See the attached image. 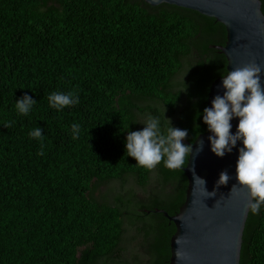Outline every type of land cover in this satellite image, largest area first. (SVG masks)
<instances>
[{"label":"trees","instance_id":"trees-1","mask_svg":"<svg viewBox=\"0 0 264 264\" xmlns=\"http://www.w3.org/2000/svg\"><path fill=\"white\" fill-rule=\"evenodd\" d=\"M226 39L215 18L167 3L0 0V264H171L176 226L156 210L179 211L187 176L138 166L125 138L149 115L191 142L206 133ZM69 91L78 104L49 107ZM25 93L36 104L23 116ZM241 264H264V206L249 212Z\"/></svg>","mask_w":264,"mask_h":264},{"label":"water","instance_id":"water-1","mask_svg":"<svg viewBox=\"0 0 264 264\" xmlns=\"http://www.w3.org/2000/svg\"><path fill=\"white\" fill-rule=\"evenodd\" d=\"M152 6L163 3L176 5L213 17L222 23L227 32L224 45H215L227 58V70L243 67L255 62L264 69V12L261 0H144ZM264 86V73L261 75ZM222 77L210 86L207 107L216 94L222 95L219 87ZM239 118L231 123L235 132ZM200 134L191 143L187 165L183 167L188 179L184 204L175 215L163 212L176 226L171 237V264H241L244 231L249 216L246 207L245 189L237 188L231 193L236 181V160L238 150L234 148L224 157H217L210 151L208 136ZM204 141L200 151V141ZM239 146V142H238ZM227 170L230 180L227 185L215 189L214 196L207 192L214 190L215 181L221 171ZM196 176L205 179V190L196 181Z\"/></svg>","mask_w":264,"mask_h":264},{"label":"clouds","instance_id":"clouds-1","mask_svg":"<svg viewBox=\"0 0 264 264\" xmlns=\"http://www.w3.org/2000/svg\"><path fill=\"white\" fill-rule=\"evenodd\" d=\"M264 2V0H262ZM264 69L258 63L252 62L243 67L227 70L221 73L222 81L219 87L222 95L216 94L211 100V107H205L202 120L210 132L208 136L210 151L217 157H224L234 148L238 150L236 160V181L232 184L231 193L239 188L245 189L246 207L252 214H258L264 206V86L261 75ZM50 108L63 110L79 103V96L73 92H52L47 97ZM36 100L25 93L15 101L17 114L26 116L33 109ZM238 119L235 132L231 129V121ZM162 129L158 117L149 115L140 121L144 127L141 130L128 132L125 138L127 156L133 157L136 164L145 169H153L161 162L164 167L174 170L185 164V157L191 147L182 143L187 137V129H180L171 124ZM81 126L78 123L71 125L72 138L79 137ZM33 139L43 140V132L37 127L29 132ZM239 142V146H238ZM204 141H200V151H203ZM43 149V144H41ZM39 155L43 156V150ZM230 176L227 170L221 171L215 181L214 190H205L206 181L196 176L208 196L215 195V189L227 185Z\"/></svg>","mask_w":264,"mask_h":264},{"label":"rangeland","instance_id":"rangeland-1","mask_svg":"<svg viewBox=\"0 0 264 264\" xmlns=\"http://www.w3.org/2000/svg\"><path fill=\"white\" fill-rule=\"evenodd\" d=\"M116 185H118V184H117V183H116V184H114V183H110V184L102 185V186L99 188V193H98V195H99V194L102 195V194L106 193V191L109 190L110 188L115 189V186H116ZM117 188H119V185H118Z\"/></svg>","mask_w":264,"mask_h":264},{"label":"flooded vegetation","instance_id":"flooded-vegetation-1","mask_svg":"<svg viewBox=\"0 0 264 264\" xmlns=\"http://www.w3.org/2000/svg\"><path fill=\"white\" fill-rule=\"evenodd\" d=\"M190 142H191V141H190ZM193 142H194V141H193ZM193 142H191V143H193ZM183 143H184V142H183ZM184 144H185V143H184ZM189 154H190V152H189ZM188 159H189V158H188ZM184 167H185V166H184ZM182 168H183V167H182ZM157 210H158V209H157ZM157 210H156V212H158ZM159 210H162V209H159ZM158 213H163V212H158ZM164 215H165V214H164Z\"/></svg>","mask_w":264,"mask_h":264}]
</instances>
